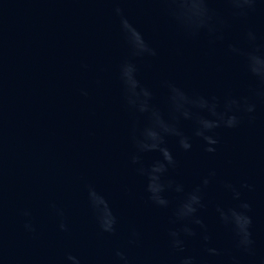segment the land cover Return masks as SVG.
Returning <instances> with one entry per match:
<instances>
[{
  "label": "water",
  "instance_id": "95a60500",
  "mask_svg": "<svg viewBox=\"0 0 264 264\" xmlns=\"http://www.w3.org/2000/svg\"><path fill=\"white\" fill-rule=\"evenodd\" d=\"M0 264H264V0H0Z\"/></svg>",
  "mask_w": 264,
  "mask_h": 264
}]
</instances>
